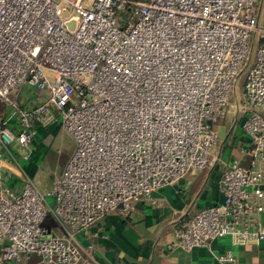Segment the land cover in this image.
Listing matches in <instances>:
<instances>
[{
  "label": "built area",
  "instance_id": "2783aa9c",
  "mask_svg": "<svg viewBox=\"0 0 264 264\" xmlns=\"http://www.w3.org/2000/svg\"><path fill=\"white\" fill-rule=\"evenodd\" d=\"M258 2L0 0V264H79L92 224L138 200L157 205L155 191L204 169L231 113L248 164L225 165L222 199L181 220L175 245L264 239ZM53 122L74 146L41 193L20 161Z\"/></svg>",
  "mask_w": 264,
  "mask_h": 264
},
{
  "label": "crops",
  "instance_id": "0c3cea01",
  "mask_svg": "<svg viewBox=\"0 0 264 264\" xmlns=\"http://www.w3.org/2000/svg\"><path fill=\"white\" fill-rule=\"evenodd\" d=\"M258 10L263 20L264 0H259ZM228 117L216 125L220 148L204 169L188 172L178 181L155 191L152 196L157 205L138 200L130 214L111 211L92 224L87 234L79 236L84 247L79 264H264V239L235 244L229 236H223L212 241L209 247H195L190 251L175 245L174 229L181 220L222 199L220 178L225 165L234 158L243 165L248 164L247 158L239 152L248 140L237 123L232 120L229 125ZM63 132L66 133L58 122L39 128L30 157L20 161L22 170L41 193H46L58 176L44 183L38 178L46 139L54 140ZM73 146L65 155L62 168ZM260 223L264 226V212ZM228 252L233 255V262L218 260L219 255ZM22 264L40 263L36 256H31Z\"/></svg>",
  "mask_w": 264,
  "mask_h": 264
},
{
  "label": "rangeland",
  "instance_id": "374dc122",
  "mask_svg": "<svg viewBox=\"0 0 264 264\" xmlns=\"http://www.w3.org/2000/svg\"><path fill=\"white\" fill-rule=\"evenodd\" d=\"M232 120H235V115H233V113L227 118L229 125ZM46 142L47 147L41 157V162L38 168V178L42 180V183L48 182L54 175L56 176L61 173L63 159L73 144L71 137L64 132L54 140L47 138ZM220 143L221 138L219 139L214 155H216L217 150L220 148ZM46 201L49 204H52L53 197L47 195Z\"/></svg>",
  "mask_w": 264,
  "mask_h": 264
},
{
  "label": "water",
  "instance_id": "95a60500",
  "mask_svg": "<svg viewBox=\"0 0 264 264\" xmlns=\"http://www.w3.org/2000/svg\"><path fill=\"white\" fill-rule=\"evenodd\" d=\"M69 25H70V26H72V25H73V21H72V22H70V23H69Z\"/></svg>",
  "mask_w": 264,
  "mask_h": 264
}]
</instances>
